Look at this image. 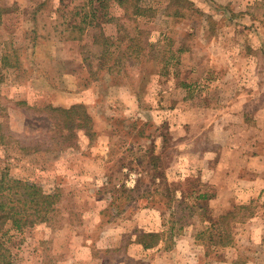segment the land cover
Instances as JSON below:
<instances>
[{
    "label": "rangeland",
    "instance_id": "374dc122",
    "mask_svg": "<svg viewBox=\"0 0 264 264\" xmlns=\"http://www.w3.org/2000/svg\"><path fill=\"white\" fill-rule=\"evenodd\" d=\"M3 172L58 196L13 264H264V0H0Z\"/></svg>",
    "mask_w": 264,
    "mask_h": 264
},
{
    "label": "trees",
    "instance_id": "16d2710c",
    "mask_svg": "<svg viewBox=\"0 0 264 264\" xmlns=\"http://www.w3.org/2000/svg\"><path fill=\"white\" fill-rule=\"evenodd\" d=\"M118 1L122 3L123 0ZM45 110L53 119L54 126L56 125L58 130H63L64 137L69 141L75 137L78 130H84L85 133L92 132L91 115L82 104H73L69 107L48 104ZM70 142L73 144V141ZM57 201L58 196L55 193L45 192L35 182L14 178L7 172L0 174V264H13L11 250L1 238L7 222L10 221L12 227L16 229L47 223L57 215ZM239 207L245 208L244 205ZM232 214L233 210L221 215L212 227L220 228L219 226ZM138 242L144 249L157 247L160 244V233L144 232L138 238ZM232 242L233 237L229 228L225 229L220 235L219 245L225 247Z\"/></svg>",
    "mask_w": 264,
    "mask_h": 264
}]
</instances>
